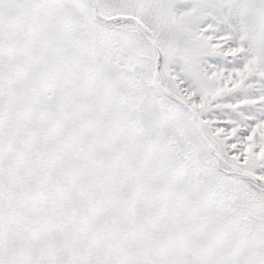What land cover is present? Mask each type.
Wrapping results in <instances>:
<instances>
[{
    "label": "snow or ice",
    "instance_id": "obj_1",
    "mask_svg": "<svg viewBox=\"0 0 264 264\" xmlns=\"http://www.w3.org/2000/svg\"><path fill=\"white\" fill-rule=\"evenodd\" d=\"M0 264H264V0H0Z\"/></svg>",
    "mask_w": 264,
    "mask_h": 264
}]
</instances>
